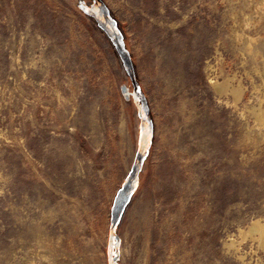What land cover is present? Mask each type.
Wrapping results in <instances>:
<instances>
[{"label": "rangeland", "instance_id": "374dc122", "mask_svg": "<svg viewBox=\"0 0 264 264\" xmlns=\"http://www.w3.org/2000/svg\"><path fill=\"white\" fill-rule=\"evenodd\" d=\"M263 57L264 0H0V264H264Z\"/></svg>", "mask_w": 264, "mask_h": 264}, {"label": "bare ground", "instance_id": "6f19581e", "mask_svg": "<svg viewBox=\"0 0 264 264\" xmlns=\"http://www.w3.org/2000/svg\"><path fill=\"white\" fill-rule=\"evenodd\" d=\"M251 40L255 41V39L250 38V41ZM251 43L253 42L251 41ZM251 43L249 42V44ZM256 52H258V50H256ZM262 61H263V70H264V57L262 58ZM234 80H235V76L233 77L226 76L222 80L210 79V84H211L210 87H212L216 91V93L219 94L220 96H225V97L227 95L231 96L233 104L235 105L242 98L243 87L241 86L239 81L234 84ZM262 83L264 86V78ZM250 111L253 114L256 122H258L259 125L264 126V94H263V100L260 101L257 107H252ZM237 232L240 241H237L234 238H229L228 242L224 243V245L228 249L232 248L235 250L236 253L239 250L240 242H242L246 237L256 238L258 245L260 246L264 245V226L258 219L253 220L245 229L239 228ZM237 258L241 262L244 261V256L241 253L237 255Z\"/></svg>", "mask_w": 264, "mask_h": 264}, {"label": "trees", "instance_id": "16d2710c", "mask_svg": "<svg viewBox=\"0 0 264 264\" xmlns=\"http://www.w3.org/2000/svg\"><path fill=\"white\" fill-rule=\"evenodd\" d=\"M121 198V197H120ZM121 201V200H120ZM119 204H120V202H119ZM119 204H118V206H119ZM117 210H118V208H117Z\"/></svg>", "mask_w": 264, "mask_h": 264}]
</instances>
